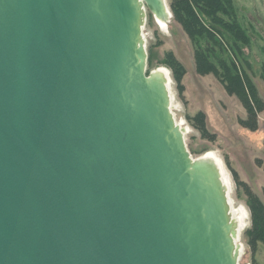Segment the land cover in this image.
<instances>
[{
	"label": "water",
	"instance_id": "water-1",
	"mask_svg": "<svg viewBox=\"0 0 264 264\" xmlns=\"http://www.w3.org/2000/svg\"><path fill=\"white\" fill-rule=\"evenodd\" d=\"M167 0H0V264H239L223 171L148 72Z\"/></svg>",
	"mask_w": 264,
	"mask_h": 264
},
{
	"label": "rangeland",
	"instance_id": "rangeland-1",
	"mask_svg": "<svg viewBox=\"0 0 264 264\" xmlns=\"http://www.w3.org/2000/svg\"><path fill=\"white\" fill-rule=\"evenodd\" d=\"M167 1L170 6V0ZM234 4L238 19L250 38L248 44H240L239 65L256 88V97L250 95L249 98L262 104L261 109H255L256 129L245 125L250 115L240 97L230 94L214 73L197 71L194 46L174 20L173 13L168 25L162 27L146 10L142 33L148 55L152 51L155 58L156 66L149 72L165 67L171 74L172 111L176 122L187 128L186 142L192 156L199 158L209 151L216 154L232 185L233 207L244 211L245 224L240 235L243 253L238 263L264 264V244L259 243L254 248L246 237L252 226V213L246 186L240 184L235 175L236 172L239 180L264 201V0H234ZM169 53L185 68L181 81L176 80L174 71L164 62ZM200 112L206 115L207 133L200 128L203 123L195 119Z\"/></svg>",
	"mask_w": 264,
	"mask_h": 264
},
{
	"label": "trees",
	"instance_id": "trees-1",
	"mask_svg": "<svg viewBox=\"0 0 264 264\" xmlns=\"http://www.w3.org/2000/svg\"><path fill=\"white\" fill-rule=\"evenodd\" d=\"M174 20L182 27L194 46L196 69L201 74L214 73L230 94H236L248 108L250 118L244 121L251 129L257 128L255 109H261V102L251 101L256 97V88L248 78L246 71L239 65L241 42L248 44L250 38L238 19L234 0H170ZM154 53L148 58V72L156 65ZM164 62L174 71L176 80L181 81L184 66L172 53L165 56ZM264 79V67H263ZM257 105V108L255 105ZM206 115L200 112L195 119L202 122L204 133L207 129ZM246 186L248 204L252 213V226L246 232L248 243L257 248L264 244V201Z\"/></svg>",
	"mask_w": 264,
	"mask_h": 264
},
{
	"label": "bare ground",
	"instance_id": "bare-ground-1",
	"mask_svg": "<svg viewBox=\"0 0 264 264\" xmlns=\"http://www.w3.org/2000/svg\"><path fill=\"white\" fill-rule=\"evenodd\" d=\"M158 22V24L162 27H166L168 25V23L166 21H163L162 19H157L156 20ZM166 29V28H165ZM155 73H160L162 75H165L166 78H168V80L171 82L170 84L172 85V79H171V74L170 72L168 71L167 68L165 67H160L158 68ZM180 126L185 130V132L187 133V128L184 127L181 123H179ZM201 157H205V158H209V159H213V160H216V162L219 164V166L221 167L222 171H223V179L225 180V183L227 185V190H228V193H229V202H230V216H231V219L237 229V232H238V235H239V238L236 240V244L237 246L239 247L240 249V256L241 254L243 253V245L242 243L240 242V235H241V232L244 228V221H243V213L244 211H242L241 209L239 208H236V207H233V202H232V198H231V192H232V185H231V182L226 174V170L225 168L223 167V164L221 162V160L216 156V154L212 151H209V152H206L205 154H203ZM244 208V207H243ZM244 210V209H243ZM247 217V216H246ZM245 219V218H244Z\"/></svg>",
	"mask_w": 264,
	"mask_h": 264
}]
</instances>
